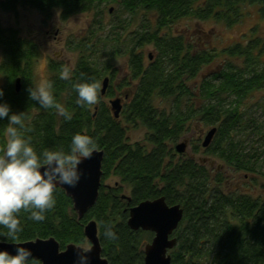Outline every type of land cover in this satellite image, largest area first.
Segmentation results:
<instances>
[{
	"label": "trees",
	"instance_id": "trees-1",
	"mask_svg": "<svg viewBox=\"0 0 264 264\" xmlns=\"http://www.w3.org/2000/svg\"><path fill=\"white\" fill-rule=\"evenodd\" d=\"M107 2L132 14L142 11L144 19L129 34L107 31L101 35L98 30L103 26L95 21L83 36L67 43L77 52L72 66L49 58L47 81L56 101L72 113L68 121L28 97L26 88L36 85L38 43L20 36L16 27L0 23V88L4 93L0 100L12 112L22 113V135L30 137L38 153L45 148L67 150L77 132L91 136L96 148L103 150L98 197L87 213L78 219L70 198L56 187L55 205L45 211L43 220L30 219L23 209L17 214L22 227L19 241L53 236L60 248L71 242L81 245L85 242L83 225L93 218L108 264H142L143 246L153 233L131 230L126 224L127 210L144 199L164 196L168 204L179 203L183 209L172 233L176 244L169 250L170 264H264V194L226 191L224 170H211L202 159L174 150L177 140L199 121L216 127L208 146L200 142L204 154L220 160L224 168L250 175L251 181L255 174L264 179V132L250 111L252 97L259 92L264 96V31L254 25L241 34L243 39L217 47L207 37L186 39L171 30L182 19L212 20L232 27L253 6L263 18L264 0H0V9L14 12L25 6L45 17L57 9L59 17L66 19ZM201 32L209 36L211 29ZM148 44L154 52L150 59L146 55L145 62L142 47ZM121 54H125L127 70L118 76L111 59ZM65 70L67 79L61 77ZM105 76L108 85L101 95ZM79 82L99 84L95 104L76 103L73 85ZM121 89L127 98L114 118L103 97ZM7 123L6 117L0 120V149ZM136 124L145 128L144 136L130 142L127 131ZM198 150V144L194 145L192 151ZM111 175L129 187V199L120 197V186L103 184ZM104 225H111L114 239L102 235ZM0 231L7 230L0 226ZM29 264L40 261L30 258Z\"/></svg>",
	"mask_w": 264,
	"mask_h": 264
},
{
	"label": "rangeland",
	"instance_id": "rangeland-1",
	"mask_svg": "<svg viewBox=\"0 0 264 264\" xmlns=\"http://www.w3.org/2000/svg\"><path fill=\"white\" fill-rule=\"evenodd\" d=\"M247 10L250 13L245 15L238 24L232 27H227L222 23L214 22L212 20L198 21L195 23L189 19H182L176 22L171 27V30L173 34H183L186 39L197 38L200 41L202 38L207 37L206 41H208L210 45L221 47L243 39L241 34L248 32V29L254 25L258 26L257 28L259 31H264V17L261 18V16L257 15L254 6L248 7ZM143 19L144 15L142 11H138L136 14L125 12L122 11L120 6L115 2L104 3L91 10L70 15L66 19H61L59 17L57 9H53L49 17H45L37 10L25 6H18L14 12L0 9V23L2 25L16 27L19 30L20 36L30 37L39 45L41 54L34 65L36 84L41 80H47L46 63L49 58L62 60L68 67L72 66L77 57V52L68 48L67 43L83 36L91 25L99 22L103 26V30H98L101 35H104L107 31H112L113 33L118 31L121 34H129L140 28ZM200 29H211V34L205 36ZM108 48V46L107 49L102 47V50H108ZM142 50L145 62H147L146 55H151L154 52V49L151 44H148L144 45ZM101 60H103V58H101ZM111 64L118 69V76L125 74V71L127 70L125 54L112 58ZM121 91L122 89L119 90V92ZM262 96L263 93L259 92L252 97L250 111L257 122L261 123L260 128L264 132V96ZM108 100L109 97H103V101L107 104ZM207 129L208 126L201 125L199 121L193 122L190 128L177 140L179 141L182 138H187L188 145L186 153L184 154L190 155L195 159H202V162L206 166H209L211 170H224L226 176V189H224L226 191L237 190L244 193H251L253 195L258 193L264 194V179L261 174H255V181H251L250 175L247 176L243 173L234 172L228 168H224L220 160H217L210 155H206L200 150V142ZM144 132L145 128L140 124H136L134 127L129 126L127 131L128 140L130 142L141 141ZM196 144H198L199 150L193 152L192 148ZM262 165L264 166V162ZM211 172L212 174L214 173L213 171ZM103 184L109 187L120 186L121 191L119 193L128 195L129 187L122 184L118 177L114 175L106 178ZM81 246L89 247V243L85 241Z\"/></svg>",
	"mask_w": 264,
	"mask_h": 264
},
{
	"label": "clouds",
	"instance_id": "clouds-1",
	"mask_svg": "<svg viewBox=\"0 0 264 264\" xmlns=\"http://www.w3.org/2000/svg\"><path fill=\"white\" fill-rule=\"evenodd\" d=\"M61 77L67 79L65 70ZM76 91V103L92 105L97 101L99 84L96 82H79L73 85ZM50 81L41 80L35 86L26 88L28 97L45 109H55L58 116L65 121L71 120L72 113L56 101L51 91ZM0 88V97H3ZM7 118L4 128L6 136L3 148L0 149V231L5 237L3 242H18L22 227L18 213L23 209L29 212V218L35 221L44 219L46 210L55 205L54 192L57 184L74 186L80 179L78 164L82 158H88L96 149L93 138L87 134L74 133L69 148L64 150L43 149L39 153L30 143V137L22 135L25 122L22 113L12 112L7 102L0 100V120ZM102 235L114 239L116 234L111 225H104ZM74 264H88L86 255L90 248L77 247ZM30 249L15 247L14 253L0 249V264H29Z\"/></svg>",
	"mask_w": 264,
	"mask_h": 264
},
{
	"label": "water",
	"instance_id": "water-1",
	"mask_svg": "<svg viewBox=\"0 0 264 264\" xmlns=\"http://www.w3.org/2000/svg\"><path fill=\"white\" fill-rule=\"evenodd\" d=\"M149 59L151 55L148 54ZM108 77L102 79L100 94L105 93ZM15 89H19V78L15 79ZM110 111L117 118L122 109V98L115 96L108 100ZM216 127L208 128L202 138L201 145L206 147L210 144ZM187 138H182L174 145L177 153H186ZM103 150L95 149L88 158H82L78 164L81 172L79 181L74 186L57 184L65 195L70 198L73 211L78 219H81L94 205L97 197L102 176ZM121 198L129 199L128 195L121 194ZM183 215V209L179 203L168 204L164 196L152 199H144L127 210L126 224L131 230L151 231L150 241L143 246L142 264H170L169 250L176 244V237L172 233L177 229ZM85 241L89 243L90 251L88 264H108V260L102 255V247L99 240V229L95 219H88L83 225ZM2 241V240H0ZM23 246L31 251V259L39 260L40 264H74L77 247L79 244L68 243L60 248L58 240L53 236L34 237L18 242L0 243V249L14 253L15 247Z\"/></svg>",
	"mask_w": 264,
	"mask_h": 264
},
{
	"label": "flooded vegetation",
	"instance_id": "flooded-vegetation-1",
	"mask_svg": "<svg viewBox=\"0 0 264 264\" xmlns=\"http://www.w3.org/2000/svg\"><path fill=\"white\" fill-rule=\"evenodd\" d=\"M107 85H108V84H107ZM123 92H124L123 89H122L121 92H119V90H116L115 93H114V95H113L112 97H109V98H113V97H115V96H120V97L122 98V106H123L124 100H125V98H127V94H126V93H123ZM108 187H109V186H108Z\"/></svg>",
	"mask_w": 264,
	"mask_h": 264
}]
</instances>
